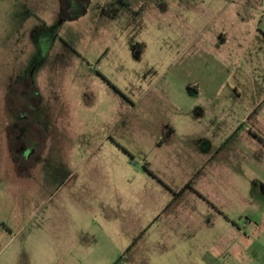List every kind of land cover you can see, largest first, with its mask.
Instances as JSON below:
<instances>
[{"label": "rangeland", "instance_id": "374dc122", "mask_svg": "<svg viewBox=\"0 0 264 264\" xmlns=\"http://www.w3.org/2000/svg\"><path fill=\"white\" fill-rule=\"evenodd\" d=\"M67 2L0 0V264H264V0Z\"/></svg>", "mask_w": 264, "mask_h": 264}, {"label": "flooded vegetation", "instance_id": "af4514ba", "mask_svg": "<svg viewBox=\"0 0 264 264\" xmlns=\"http://www.w3.org/2000/svg\"><path fill=\"white\" fill-rule=\"evenodd\" d=\"M68 4V7L70 8V7H73V8H78L79 7V9L81 8V3H80V0H68V2H67ZM21 135H23V133H20L19 135H18V138H20L21 139ZM16 151H18V152H25V151H27V148H23V150L19 147V149H17ZM34 152V151H33Z\"/></svg>", "mask_w": 264, "mask_h": 264}, {"label": "crops", "instance_id": "0c3cea01", "mask_svg": "<svg viewBox=\"0 0 264 264\" xmlns=\"http://www.w3.org/2000/svg\"><path fill=\"white\" fill-rule=\"evenodd\" d=\"M81 14L85 17V14H86V13H85V10H83V11L81 12ZM84 17H83V18H84Z\"/></svg>", "mask_w": 264, "mask_h": 264}]
</instances>
